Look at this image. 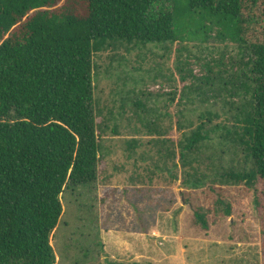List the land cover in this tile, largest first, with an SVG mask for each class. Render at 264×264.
Segmentation results:
<instances>
[{"label":"trees","instance_id":"obj_1","mask_svg":"<svg viewBox=\"0 0 264 264\" xmlns=\"http://www.w3.org/2000/svg\"><path fill=\"white\" fill-rule=\"evenodd\" d=\"M213 28L248 53L242 98L230 117L214 122L221 116L204 110L180 137L156 143L177 160L184 185L254 187L264 218V0H0V264H55L60 195L98 177L94 53ZM224 210L230 215V204ZM194 216L208 227L204 213Z\"/></svg>","mask_w":264,"mask_h":264},{"label":"rangeland","instance_id":"obj_2","mask_svg":"<svg viewBox=\"0 0 264 264\" xmlns=\"http://www.w3.org/2000/svg\"><path fill=\"white\" fill-rule=\"evenodd\" d=\"M246 52L213 28L208 35L184 31L176 42H114L94 53L101 165L93 183L60 195L50 240L55 264L118 262V245L131 243L141 264H264V218L254 207V187L184 185L177 160L156 143L180 137L204 110L221 116L214 122L234 113L231 102L242 98L240 82L249 76ZM177 119L188 127L176 130ZM153 122L166 134L155 133ZM195 211L205 214L207 228Z\"/></svg>","mask_w":264,"mask_h":264},{"label":"crops","instance_id":"obj_3","mask_svg":"<svg viewBox=\"0 0 264 264\" xmlns=\"http://www.w3.org/2000/svg\"><path fill=\"white\" fill-rule=\"evenodd\" d=\"M120 252H118V261H127V262H139L137 259V251L140 250L139 247H134L133 244L131 243L130 245L124 246L122 244L118 245ZM152 247V246H150ZM128 249V250H127ZM147 249V247H146ZM142 251V250H141ZM147 252V251H146Z\"/></svg>","mask_w":264,"mask_h":264}]
</instances>
